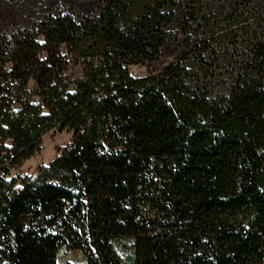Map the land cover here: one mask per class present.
<instances>
[{
	"label": "trees",
	"instance_id": "trees-1",
	"mask_svg": "<svg viewBox=\"0 0 264 264\" xmlns=\"http://www.w3.org/2000/svg\"><path fill=\"white\" fill-rule=\"evenodd\" d=\"M41 11L0 35V264L62 247L83 264H264V0ZM176 13L173 61L131 76ZM55 130L70 143L20 175Z\"/></svg>",
	"mask_w": 264,
	"mask_h": 264
},
{
	"label": "rangeland",
	"instance_id": "rangeland-1",
	"mask_svg": "<svg viewBox=\"0 0 264 264\" xmlns=\"http://www.w3.org/2000/svg\"><path fill=\"white\" fill-rule=\"evenodd\" d=\"M103 0H39L40 9L32 0H0V35L9 29H27L37 20L41 8H56L61 14L74 18L85 17L97 10ZM181 20L176 13L171 27L170 40L162 49L161 59L154 67L137 66L130 68L131 76L145 77L154 70L162 68L173 61L181 47ZM69 75L79 77L80 70L71 68ZM33 86L29 84V89ZM71 141V135L66 132L52 131L44 135L40 152L26 161L18 171L20 175H34L41 167H46L55 158L59 150L65 148ZM82 254L74 249L62 247L57 255V264H83Z\"/></svg>",
	"mask_w": 264,
	"mask_h": 264
}]
</instances>
